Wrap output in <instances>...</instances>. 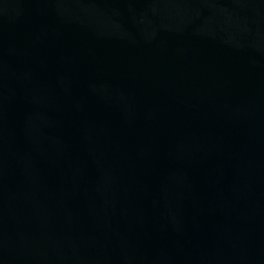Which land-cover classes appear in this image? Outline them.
I'll use <instances>...</instances> for the list:
<instances>
[{"label":"water","instance_id":"1","mask_svg":"<svg viewBox=\"0 0 264 264\" xmlns=\"http://www.w3.org/2000/svg\"><path fill=\"white\" fill-rule=\"evenodd\" d=\"M0 264H264V0H0Z\"/></svg>","mask_w":264,"mask_h":264}]
</instances>
